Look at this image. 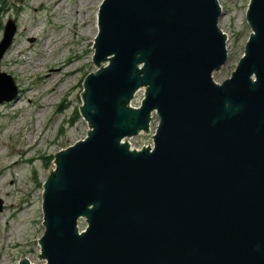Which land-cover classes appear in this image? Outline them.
Here are the masks:
<instances>
[{
	"label": "water",
	"instance_id": "obj_1",
	"mask_svg": "<svg viewBox=\"0 0 264 264\" xmlns=\"http://www.w3.org/2000/svg\"><path fill=\"white\" fill-rule=\"evenodd\" d=\"M246 7L243 53L217 83L218 0H101L79 107L88 132L54 154L38 262L264 264V0ZM4 29L0 57L12 20ZM16 93L0 72V102ZM152 113V146L130 149Z\"/></svg>",
	"mask_w": 264,
	"mask_h": 264
},
{
	"label": "rangeland",
	"instance_id": "obj_2",
	"mask_svg": "<svg viewBox=\"0 0 264 264\" xmlns=\"http://www.w3.org/2000/svg\"><path fill=\"white\" fill-rule=\"evenodd\" d=\"M218 2L222 8L218 26L227 38L228 60L213 73L217 83L235 69L251 31L245 19L249 0ZM100 3L0 0V39L8 20L15 29L11 44L0 57V72L11 76L17 87L11 101L0 102V264H19L21 258L32 264L45 262L35 258L44 233L42 184L50 166L54 167V154L88 132L79 107L82 82L96 70L92 45ZM20 48L24 53L12 62ZM143 95L144 90H138L130 104L138 107ZM153 116L149 134L129 137L130 147L152 145L158 123ZM77 224L79 230L86 227L83 219Z\"/></svg>",
	"mask_w": 264,
	"mask_h": 264
},
{
	"label": "bare ground",
	"instance_id": "obj_3",
	"mask_svg": "<svg viewBox=\"0 0 264 264\" xmlns=\"http://www.w3.org/2000/svg\"><path fill=\"white\" fill-rule=\"evenodd\" d=\"M36 10L38 9V8H35ZM89 28H90V26H87L86 27V30H89ZM24 30H25V32L27 31V28H24ZM19 47V46H18ZM27 50V49H26ZM15 51V50H14ZM24 51H25V49H23V48H20V50H16L15 52H17V55L15 56V57H13V59H12V62H16V61H18L19 59H18V57H19V55H21V53H24ZM61 71H65L64 69H61V67L59 68ZM20 101V100H19ZM18 101V102H19ZM22 210V209H21Z\"/></svg>",
	"mask_w": 264,
	"mask_h": 264
}]
</instances>
